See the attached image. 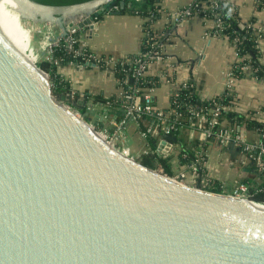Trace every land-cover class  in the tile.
<instances>
[{
	"label": "water",
	"instance_id": "1",
	"mask_svg": "<svg viewBox=\"0 0 264 264\" xmlns=\"http://www.w3.org/2000/svg\"><path fill=\"white\" fill-rule=\"evenodd\" d=\"M13 1L61 37L92 33L98 17L125 7ZM101 105L54 96L48 75L0 35V264H264V208L250 203L263 204L188 189L122 158L91 128L108 119ZM163 139L166 155L178 138Z\"/></svg>",
	"mask_w": 264,
	"mask_h": 264
},
{
	"label": "crops",
	"instance_id": "2",
	"mask_svg": "<svg viewBox=\"0 0 264 264\" xmlns=\"http://www.w3.org/2000/svg\"><path fill=\"white\" fill-rule=\"evenodd\" d=\"M129 1L131 3L125 4L124 7L127 12L121 11L120 15L105 13L97 19L98 28L92 33H88L87 28L78 29L77 38H80L84 50L112 60L130 59L138 54L148 19L132 13V10L136 11L144 7L143 3ZM227 1L245 25L255 24L260 29L256 36L255 51L257 61L264 69V0ZM191 2L192 0H160L154 7L155 19L149 21L152 33L169 36L162 59L153 63L146 75L148 80L154 82L151 92L154 107L159 111L169 110L171 99L175 93L180 92L184 83L192 86L191 94L201 102H210L224 95L234 94L226 109L233 112L238 119L233 123L236 125L234 128L246 140L255 141L258 139V134L254 131V124L256 122L264 124V76L259 78L254 76L252 71H248L246 75L238 79L234 78V83L228 88L227 75L235 74L234 68L238 65L231 40L215 28L213 21L199 16L188 18L178 28H174L169 22L170 14L189 7ZM150 10V6H145L144 11ZM55 35L62 40L66 37V35L61 37V33H54ZM73 66L75 65L72 64L71 68L76 72L72 75L71 70L70 79L79 80V88H77L81 95L88 98V101H92L97 106L98 102L94 100L95 98L110 102L119 98L121 90L113 73L101 71L100 67L81 69L78 65L75 68ZM100 107H97L99 111L106 110L103 117L108 115L109 122L110 120L118 122L122 119L117 109L105 105ZM221 124L225 127L231 126L232 123L223 117ZM102 126L104 127L103 124ZM124 135L126 142H129L130 138L138 142V144L136 142L132 145L127 144L131 151L136 149V157L141 156L143 159L148 156L146 154L148 146L152 147V145L143 139L140 128L133 122H126ZM179 137L178 142L173 144L176 153L182 142L187 146L192 144L187 140V131H183ZM156 139L159 138L154 140ZM206 153L207 169L212 180H220L227 186L230 181L235 182L242 177L235 168L236 160L241 156L238 149L221 148L215 142H210L206 147ZM172 155H170L172 157L170 166L172 173H175L183 166L180 167ZM159 166L162 168L161 165ZM162 170L164 171L163 168Z\"/></svg>",
	"mask_w": 264,
	"mask_h": 264
},
{
	"label": "built area",
	"instance_id": "3",
	"mask_svg": "<svg viewBox=\"0 0 264 264\" xmlns=\"http://www.w3.org/2000/svg\"><path fill=\"white\" fill-rule=\"evenodd\" d=\"M132 1L141 4L145 0ZM215 8V3L212 4L211 7L205 8L202 6V0H192L189 7L170 14L169 22L174 28H178L188 18L199 16L213 21L215 28L219 31H223L225 23L221 20L220 14L215 11ZM153 16L154 15L150 14L147 17L148 25L145 28L138 54L128 59L127 62L97 57L86 50L83 52L78 51L76 42L72 40L70 35L76 34L75 32L77 30L74 29H70V33H67L63 40L58 38L56 42L48 48L45 62L57 65L58 61L53 58L54 50L63 45L67 53L75 60V65H78L80 68L84 69L86 68V64H93L105 71H110L116 76L121 90L120 96L116 101L119 104L122 119L118 122L110 120V131L106 129L97 130L91 125V128L94 129L95 132L102 134L105 143L115 151L125 155L131 160H135L124 136V127L127 121L133 122L140 128V133L144 140L148 141L149 138H159L156 139L157 142L154 147L148 146V151L146 153L147 155H155L158 157H166L173 154L171 153V151H173V145L166 155L160 154L158 149L162 142H164V136L171 135L178 137L183 131H187V140L191 142L192 145H197L192 153V161L185 164L183 169L175 172L174 175L171 176L162 170L157 169V171L183 187L192 190L198 188L201 192L211 193L203 187L212 181L209 174L205 171L208 162V155L206 153L207 145L210 142H215L221 148L238 149L241 155L235 163L238 172L244 174L250 173L252 180H254L255 176H259L260 182L253 185L250 182H241L237 180L230 193H226L223 190L219 194L232 198L254 201V196L264 192V128L255 127L254 131L258 134V139L255 141H248L239 134L233 126H222V111L228 109V106L221 104L222 97L210 101L209 107H199L189 104L187 101L190 99L191 95L188 92L191 91L192 86L188 83H184L181 86L180 92L175 93L173 99H171L169 110L159 111L154 107L151 95L154 83L152 86H147L150 85L151 82L147 79L146 75L153 63L162 59L164 50L169 41V36H159L152 33L149 21L152 20ZM82 20L83 18L81 17L77 19L78 22ZM94 22H96V20ZM246 28L247 30L245 33L251 37L253 43L251 48L255 49L257 43L256 36L260 32V29L255 24H247ZM227 38L230 39L229 36H227ZM230 40L235 49L234 57L237 60L242 56V46L245 38L240 37L234 32ZM37 59V57L34 58L35 64L37 63ZM78 59L81 60L82 63H80ZM117 71L121 76L117 77ZM248 71L255 73L257 70L252 67L251 61L243 59L242 65H235V74L230 73V75H227L228 88L234 83V78L238 79L246 75ZM183 92L187 94L181 96ZM64 94H70L74 100L79 98L78 93V97H75L76 94L72 89H69ZM64 106L73 114L82 118L77 110L75 112L72 108L67 106V104H64ZM183 107H186V115H182L179 111ZM179 153H177V155H179ZM181 158L186 159V155L183 154ZM244 169H248L249 172H243L242 170Z\"/></svg>",
	"mask_w": 264,
	"mask_h": 264
},
{
	"label": "trees",
	"instance_id": "4",
	"mask_svg": "<svg viewBox=\"0 0 264 264\" xmlns=\"http://www.w3.org/2000/svg\"><path fill=\"white\" fill-rule=\"evenodd\" d=\"M36 3H40V4H44V5H51V6H63V5H71V4H77V3H82V2H86L89 0H32ZM120 1H124L125 4L127 3H131L129 0H115L114 6L112 7V9H117L119 7V2ZM132 1V0H131ZM160 0H145L143 2L144 7L140 8L139 10H132V13H135V15L140 16L142 18L144 17H148L150 14L154 15L152 19H155V5L159 4ZM216 4V8L215 11L217 13L220 14V18L221 20L225 23L224 24V29L222 31L223 34H225V36H229L230 39H232V33H237L240 37L245 38L244 43H243V53L241 58L237 59V64L238 65H242L243 59H246L251 61V65L252 67H254L257 71L254 74V76L261 78L262 76H264V69H262V67L259 65L258 61H257V52L255 51V49L251 48V45L253 44L251 41V37H249V35H247L245 32L247 30L246 25L239 19L238 15L236 14V12L232 9V7L230 6V4L228 3L227 0H202V6L205 8H209L211 7L212 4ZM145 6H150L151 10L146 12L145 10ZM207 10V9H206ZM127 9H123L122 12H127ZM101 18L98 17L97 19ZM53 58L55 60L58 61L57 65H52L49 64L47 62H43L40 63L37 67L40 68L42 71H44L49 78V81L52 83L51 91L52 94L54 96L59 95V94H64L66 93L69 89H71V85H69L68 82L64 81L63 77H62V73L63 70H65L66 68H68L67 66L73 61L72 57L67 53V51L65 50V47L62 45L61 47H58L54 50V55ZM128 59H123L124 62H127ZM78 61L80 63L81 60L78 59ZM122 61V60H119ZM242 61V62H241ZM72 64V63H71ZM117 77L121 76V74L118 73L117 71ZM151 84L147 85V86H152L153 85V81H150ZM191 97L190 99L187 101L189 104H193L199 107H209L210 102H201L199 100H197L196 96H193L191 94V92H188ZM187 94L186 92L181 93V96ZM234 95V94H233ZM233 95L232 96H227L224 95L222 96V101L221 104H223L224 106H229L231 100L233 99ZM95 101H97L98 103H101L103 105H106L108 107H111L112 109H117L120 113L121 110L119 108V104L116 101V99H113L114 101H109V100H104L101 98H95ZM96 102V103H97ZM180 113H182V115H186V107H183L182 109L179 110ZM222 118L225 117L229 122H231V126L235 127L236 125L233 124L234 121H237L238 119H236L235 115L233 114V112H230L229 110H223L222 111ZM235 125V126H234ZM255 127L258 128H262L264 127V124L256 122ZM236 128V127H235ZM178 139L180 138L179 136L177 137ZM148 142L150 143V145H152V147H154L156 145V140L154 139H148ZM197 145L195 144H191V146H187L185 145L183 142L181 143L180 147H179V155H178V159L174 158L177 160V163L181 166H184L187 163H190L193 159V151L196 148ZM185 154L186 155V159H182L181 156ZM171 156H166V157H158V156H153V155H148L145 156L141 163L148 168H154L156 166V164H160L162 166V168L164 169L165 173L168 175H172V171H171V166L170 163L172 161ZM253 170V168H252ZM239 175L242 177L241 182H250L253 185H256L259 183V181H257V179L260 180L259 176H255L254 180H252V176L250 173H239ZM205 190H207L208 192L211 193H221L224 189H225V185L222 181H218V180H212L211 182H209L208 184L203 186ZM253 200L257 203L263 204L264 205V192L256 195L253 197Z\"/></svg>",
	"mask_w": 264,
	"mask_h": 264
},
{
	"label": "rangeland",
	"instance_id": "5",
	"mask_svg": "<svg viewBox=\"0 0 264 264\" xmlns=\"http://www.w3.org/2000/svg\"><path fill=\"white\" fill-rule=\"evenodd\" d=\"M1 8H2V10H1L2 16H4L2 18V21L6 25L9 24L8 29L12 30L14 33H19V31H20V32H22L24 34L23 40L25 38L24 41H25V44H26V52H27V54H30L31 57H33V58H35V57L38 58L36 60L37 61L36 66H38L40 63L45 62V58L47 56L48 48L52 44H54L56 42V40L58 39V35L54 36V33H61V29L56 24H53V23H36V22H33V21L29 20V19L23 18V17H21V15H20V13L18 11L17 12L11 11V9H9L7 7V5H3V7H1ZM69 30L70 29H67L66 32L70 33ZM78 32H79V30H77L75 32L76 33L75 35H72V34H70V35H71L72 40L74 42H76V45H77L76 47L78 48V51H82L83 52L84 49L82 48V45H81V42H80V38H77V37H79V33ZM67 33H66V35H67ZM13 37L15 38L14 35H13ZM93 55H96V54H93ZM97 57H99V56H97ZM104 59H106V58H104ZM72 60L73 61L71 63L73 64L75 62V60L74 59H72ZM71 63L67 66L68 68L63 70V73H64L63 79H64V81L68 82L69 85H71V89L75 92V94H76L75 97H76L77 96V92H78L79 95L81 93H80V90H78V88H79V86H78L79 80L78 79H70V77H72V75L76 72V71H74L71 68V66H72ZM73 67L75 68V66H73ZM107 67H108V64H107ZM69 69H70V73L68 72ZM71 70L73 71L72 75H71ZM101 71L105 72V70L102 69V68H101ZM68 73H69V75H66ZM66 76H68V77H66ZM49 85H50V87L52 86V83L50 81H49ZM67 106H69L70 108H72L76 112L77 109L75 107H73L72 105H68V104H67ZM100 108H102V107H100ZM78 113L82 117L81 111H78ZM103 125H104L103 129H101V127H94V128L97 129V130H104V129L110 128L109 120L108 119H104ZM124 136L126 138V135H124ZM130 139H129V142H127V144L129 143V145L130 144L132 145V144H134V142H136V141H134L132 139L130 140ZM136 144H138V142H136ZM172 150L173 151H171V153H174L172 156L174 158L176 157V159H177L178 155H177L176 151L174 149H172ZM135 152H136V149L134 148V150L132 149L131 154L135 157V160H137L138 162L141 163V161H142L141 156L140 157H136L135 154H137V153H135ZM179 152L180 151H178V153ZM159 165L160 164H156V166L154 168H152V169L153 170H157V169L158 170H162V168ZM183 168H184V166H183ZM183 168L181 167L180 169L177 170V172L179 170L183 169ZM235 168H237L236 165H235ZM205 171H206V173H208L207 165H206ZM172 175H174V173ZM237 180L241 181L240 178L237 179ZM257 181L260 182L259 179H257ZM234 183H235L234 181L233 182L230 181L229 183H227L226 184L227 186H225L224 191L226 193H230L233 190V188H234V186H233Z\"/></svg>",
	"mask_w": 264,
	"mask_h": 264
},
{
	"label": "bare ground",
	"instance_id": "6",
	"mask_svg": "<svg viewBox=\"0 0 264 264\" xmlns=\"http://www.w3.org/2000/svg\"><path fill=\"white\" fill-rule=\"evenodd\" d=\"M3 5H7V7L9 9H11V11L14 12H20V8L19 6L13 1V0H0V35L2 37V39L4 40V42L7 44V46L24 62L27 63L31 66L34 67V58L31 57L30 54H27L26 52V44H25V38L23 40V36L24 34L22 32L19 31V33H14L12 30L8 29L9 24H5L2 21V18L4 16H2L1 10L3 7ZM20 29V28H19ZM15 36V38L13 37V35ZM44 75V74H43ZM45 76V75H44ZM64 109H66L67 111L69 109L66 108V106H63ZM90 126V125H89ZM97 134V137L99 140L104 141V137L102 134L95 132ZM117 152V151H116ZM119 153V152H118ZM119 156H121L124 159H127L125 155L122 154H118ZM250 203V202H248ZM253 205H256L258 207L264 208V205H258V204H254V203H250Z\"/></svg>",
	"mask_w": 264,
	"mask_h": 264
}]
</instances>
